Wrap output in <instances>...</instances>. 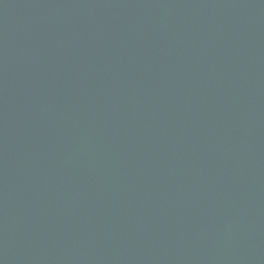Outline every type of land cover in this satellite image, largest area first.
Listing matches in <instances>:
<instances>
[{"label": "water", "instance_id": "1", "mask_svg": "<svg viewBox=\"0 0 264 264\" xmlns=\"http://www.w3.org/2000/svg\"><path fill=\"white\" fill-rule=\"evenodd\" d=\"M0 264H264V0H0Z\"/></svg>", "mask_w": 264, "mask_h": 264}]
</instances>
